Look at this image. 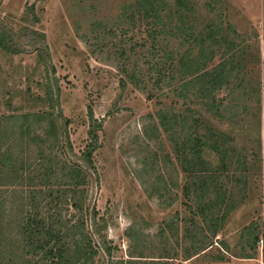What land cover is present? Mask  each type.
Returning <instances> with one entry per match:
<instances>
[{"label": "rangeland", "instance_id": "rangeland-1", "mask_svg": "<svg viewBox=\"0 0 264 264\" xmlns=\"http://www.w3.org/2000/svg\"><path fill=\"white\" fill-rule=\"evenodd\" d=\"M133 1L0 0L3 39L22 49L14 53L0 45V151L13 145L20 157H27L36 149L14 134L19 121L7 117L50 110L49 102L37 97H45L51 85L58 100L55 112L60 108L68 121L74 153L79 156L88 147L90 129L98 136L94 168L87 171L85 207L90 212L96 208L103 217L106 227L100 228L113 250L110 256L102 250L87 213L86 232L98 248L90 264H264V130L260 148L253 117L261 104L251 91L264 70V0H189L195 8L188 17L193 25H215L234 49H246L242 59L248 67L233 78L230 88L217 92L226 106L221 118H210L228 132L237 158L248 156V171L242 174L233 159L234 168L221 174L229 176L218 182L223 191H204L201 198L203 191L193 190L194 182L200 184L198 175L188 174L193 167L178 159L174 136L162 129L159 118L161 113H185L196 102L193 90L185 89L183 95L180 87L153 85L147 72L152 61L144 46L147 37L133 16ZM25 27L45 36L49 63L38 60V52L27 45L40 36L28 35ZM177 35L161 42V53L173 52L174 62L193 49ZM220 60L218 52L210 65ZM247 71L252 85L245 84L244 92L237 83ZM175 75L173 83L178 85L182 80ZM33 126L41 131L38 119ZM180 133L182 139L184 131ZM15 158L0 163V264H9L6 259L12 253L17 256L14 264H37L40 256L27 254L17 236L21 220L15 211L27 198L25 186L13 185ZM208 160L214 168L220 166L216 157ZM200 206H206L205 213L199 212ZM59 209L64 221L76 222L80 216L69 202ZM205 246L206 251L188 259Z\"/></svg>", "mask_w": 264, "mask_h": 264}, {"label": "trees", "instance_id": "trees-1", "mask_svg": "<svg viewBox=\"0 0 264 264\" xmlns=\"http://www.w3.org/2000/svg\"><path fill=\"white\" fill-rule=\"evenodd\" d=\"M133 5V16L137 18V22L141 23L147 37L144 46L148 47L152 60L147 72L152 77L153 85L162 88V85L168 84L173 89L180 87L183 95L186 94L185 89H192L196 100L194 104L185 109V113L159 114L160 126L174 136L172 139L176 143L175 152L178 159L183 160L186 166L193 167L188 169V174L198 175L196 177L200 179V184L194 182L193 190L203 191L199 197H202L204 191H223L218 182L222 181L224 176H229L221 174L227 171L229 166L234 168L233 159L240 164L243 171L238 168V164L235 170L238 168L244 175L243 172L248 171L249 161H247L248 156H241V160L240 156L237 158L236 150L230 147L231 139L228 132L219 126L215 127L210 118L214 120L223 116L226 106L225 98L217 97V92L223 90L225 86L230 88L233 78L248 68L243 64L242 59L246 49L237 47L234 49V43L222 36L215 25L210 24L204 29L196 28L189 20L195 12L194 5L189 3V0H173L171 6L169 0H134ZM36 20L34 18V21ZM187 27L190 30L186 29V35H183ZM24 29L28 35L40 36L39 41H30L27 45L38 52V60L49 63L45 36L30 27ZM177 32L188 40L187 42L193 49L190 52L181 53L174 62L173 52H166L165 55L161 53L163 51L161 42L172 36H178ZM0 45L11 49L14 53L22 50L19 44L5 43L1 30ZM194 50L197 52L194 53ZM218 52H221V60L217 64L210 65L214 62V57ZM175 72L176 74L178 72L182 80L178 85L176 82L173 83ZM247 76H249V71L244 76L239 75L237 83L239 88L244 89V92H248L245 90V84L252 85L247 80ZM57 91H59V86H57ZM251 91L252 95L257 98L256 103L261 104L260 112L253 117L254 125L259 131L257 141L261 148V133L264 130V70L263 76H260L257 83L251 86ZM55 94V90L50 85L45 97H37V99L49 102L46 106L50 110L43 114L23 113L7 117L10 122L19 121L14 134L20 135L29 147L35 146L36 149L30 153L31 155L20 157L11 145L6 151H0V163L7 165L16 156L17 162L13 163L16 168L13 171L15 178L13 185L19 187L22 185L26 188L22 190L23 198H27V203H23L21 209L15 211L20 215L21 220L18 224L17 236L22 238L21 241L27 247L26 253L40 256L36 260L37 264H90L97 256L98 248L92 245L90 235L86 232L87 213H90L92 228L100 238L102 250L108 256L113 250L110 241L102 233L103 228L106 227L103 217L99 218L96 208L90 212V209L85 207L86 186L89 184L87 171L94 168L93 154L97 148L98 136L93 129H90V144L81 155H76L69 144L68 121L62 115L60 108L59 113L55 112L58 106L54 103V101L58 102L57 98L55 100ZM197 104H201L209 115H203L201 105L197 106ZM58 114L60 118L56 122ZM90 118L93 120L91 110ZM35 119L39 120L41 126L39 132L33 129ZM44 121L48 122L45 126L42 124ZM182 131H184V137L181 139L180 132ZM232 142H235L234 138ZM71 155L74 158L69 160ZM211 156L220 161L218 168H214L212 162L208 160ZM244 175L242 176L245 177ZM230 177L237 180L236 176L230 175ZM215 199H210L209 207L214 204ZM62 202L66 204L69 202L80 214L76 222L63 220L62 211L59 209ZM205 208L206 206L202 208L200 206L199 212L205 213ZM254 241L259 242L258 236ZM206 249L205 246L195 250L188 259ZM15 258L17 256L12 253L7 257V263L14 264Z\"/></svg>", "mask_w": 264, "mask_h": 264}]
</instances>
